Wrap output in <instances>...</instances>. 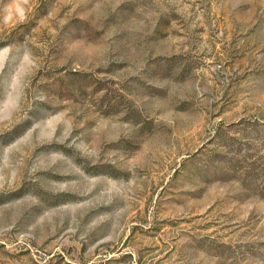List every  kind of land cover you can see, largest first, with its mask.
I'll list each match as a JSON object with an SVG mask.
<instances>
[{"label":"rangeland","instance_id":"obj_1","mask_svg":"<svg viewBox=\"0 0 264 264\" xmlns=\"http://www.w3.org/2000/svg\"><path fill=\"white\" fill-rule=\"evenodd\" d=\"M0 264H264V0H0Z\"/></svg>","mask_w":264,"mask_h":264}]
</instances>
